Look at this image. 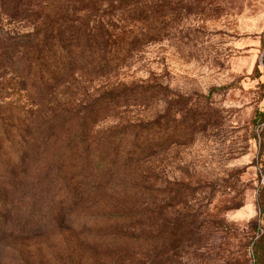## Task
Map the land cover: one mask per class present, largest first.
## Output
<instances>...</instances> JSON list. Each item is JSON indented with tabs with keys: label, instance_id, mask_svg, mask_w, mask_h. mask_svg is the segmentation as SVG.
Instances as JSON below:
<instances>
[{
	"label": "rangeland",
	"instance_id": "obj_1",
	"mask_svg": "<svg viewBox=\"0 0 264 264\" xmlns=\"http://www.w3.org/2000/svg\"><path fill=\"white\" fill-rule=\"evenodd\" d=\"M148 1L155 8L137 25L145 33L138 48L108 76L75 71L39 95L38 86L14 88L21 78L0 68L7 95L0 106L18 128L0 150V170L10 173L15 157H25L18 183L38 184L46 211L22 231L16 211H26L31 199L14 204L11 190L4 203L0 193V264L255 263L253 245L264 233V0ZM2 21L12 33L30 29ZM143 85L159 87L148 107L97 108L88 143L72 142L93 103ZM139 120L156 121L152 155L103 172V139ZM37 131L42 141L25 143ZM144 173L151 176L150 199L136 190ZM148 205L152 212L141 224L115 222Z\"/></svg>",
	"mask_w": 264,
	"mask_h": 264
},
{
	"label": "trees",
	"instance_id": "obj_2",
	"mask_svg": "<svg viewBox=\"0 0 264 264\" xmlns=\"http://www.w3.org/2000/svg\"><path fill=\"white\" fill-rule=\"evenodd\" d=\"M154 8V4L148 0H0V68H10L16 77L21 78L20 81L13 82L14 88L24 90L38 86L41 89L37 93L39 95L57 86L61 77L75 71L92 79L108 76L132 56V49L138 48L140 38L145 33L143 29L138 30L137 25L149 19ZM4 18L11 24H23L30 29L24 33L7 31L2 25ZM73 51L80 53L73 54ZM46 76H50L47 82L44 81ZM1 85L0 96H7ZM158 88L143 85L123 89L110 93L106 96L108 99L99 100V107L97 103H93L90 120H85L80 125L78 136L76 135L72 142L88 143L90 122L92 124L97 121L94 115L97 108L131 102L148 107ZM160 88L164 92L168 91L166 88ZM5 115L7 114L0 106V150L4 149V144L11 143L8 142L10 131L18 129L12 122L13 115ZM23 115L26 120L29 113L25 112ZM67 120L65 117L58 121V125L53 123L48 136L59 129L60 122ZM155 124V120H139L119 127L105 137L101 142L97 162L101 170L110 173L121 163L138 165L145 158H149L154 150ZM20 130L30 134L29 130ZM35 134L34 137L24 138L25 143L42 141L39 132ZM128 138L130 142L126 143L125 152H122V145ZM163 145L168 144L165 142ZM90 150L91 146L88 144L81 152L86 161H89ZM13 165L10 167V173L0 170V193H3L1 195L4 203L11 190H14V204L23 203L27 198L31 199L29 208L26 211L18 208L15 217L16 224L22 231H30L36 216L46 213L42 210L44 204L41 202L44 191L42 194L37 192L38 184L22 187L21 183H18L19 169L24 167L25 157H15ZM150 177L145 173L143 176L140 174V186L136 185L138 195L145 199L154 195ZM122 188L127 189V185ZM5 205L7 207V202ZM259 207L264 211V185L259 192ZM11 210L13 209L6 208L7 212ZM151 212L152 209L148 205L144 213L118 216L115 222L125 225L141 224L143 216ZM152 241V238L148 237L146 243L150 245ZM253 259L254 264H264V233L254 242Z\"/></svg>",
	"mask_w": 264,
	"mask_h": 264
}]
</instances>
